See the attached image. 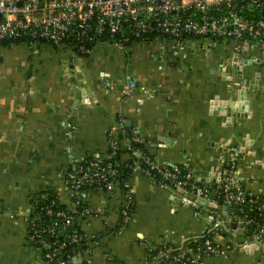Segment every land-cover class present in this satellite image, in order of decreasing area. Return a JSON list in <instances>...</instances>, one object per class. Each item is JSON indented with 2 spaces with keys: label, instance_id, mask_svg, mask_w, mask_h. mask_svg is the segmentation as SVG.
<instances>
[{
  "label": "crops",
  "instance_id": "1",
  "mask_svg": "<svg viewBox=\"0 0 264 264\" xmlns=\"http://www.w3.org/2000/svg\"><path fill=\"white\" fill-rule=\"evenodd\" d=\"M236 45L217 42L206 51L197 39L181 46L101 39L83 56L64 45L0 41V208L13 215H0V264H43L29 241L32 198L52 191L75 208L65 180L69 160L106 154L115 125L134 130L157 166L179 165L203 178L239 150V181L264 197V73L239 113L218 110L264 67V49ZM252 59L261 63L243 65ZM128 149L121 141V167L131 160ZM127 181V191L83 195L89 214L79 226L90 242L74 264H151L164 243L181 249L213 227L212 207L196 210L140 171ZM127 195L134 209L121 225ZM214 237L230 250L200 264H264L262 249L241 248L245 231L236 241Z\"/></svg>",
  "mask_w": 264,
  "mask_h": 264
},
{
  "label": "built area",
  "instance_id": "2",
  "mask_svg": "<svg viewBox=\"0 0 264 264\" xmlns=\"http://www.w3.org/2000/svg\"><path fill=\"white\" fill-rule=\"evenodd\" d=\"M101 39L121 45L169 41L177 46L197 39L206 51L217 42L237 44L244 51L263 50L264 0H0V41L64 45L74 54L87 56ZM109 137L106 154L69 160L65 180L75 208L58 210L55 202L31 205L29 241L42 251L43 264H74L87 253L90 240L79 220L89 211L82 206V197L87 192L111 193L120 187L113 160L123 140L129 142L132 172L140 171L165 190H176L182 202L189 200L196 210L214 209L215 223L201 238L205 243L196 254L189 256L191 250L184 251V245L178 249L164 243L155 255L152 251L149 263L200 264L205 257L225 255L230 246L216 240L218 232L236 241L238 233L245 231L243 249L264 245V197L246 191L239 181V150L230 149L231 158L221 160L214 173L203 178L179 165L157 166L135 146H143V139L136 134L129 138L123 125L112 127ZM129 187L126 181L121 188L127 191ZM132 211V198L127 195L121 210L124 224ZM0 215L13 217L1 208Z\"/></svg>",
  "mask_w": 264,
  "mask_h": 264
},
{
  "label": "trees",
  "instance_id": "3",
  "mask_svg": "<svg viewBox=\"0 0 264 264\" xmlns=\"http://www.w3.org/2000/svg\"><path fill=\"white\" fill-rule=\"evenodd\" d=\"M22 41L30 43V41H27V40L12 41V42H22ZM111 41H114V40H111ZM2 42H7V41H2ZM8 42H11V41H8ZM126 132H127V136L129 138L134 136V130H132L131 128H126ZM135 146H137L141 150V152L143 153L144 156L148 155L147 153H145L143 151V146H140V145H135ZM120 155H121V150L119 148V150L117 151V155H116V157L114 158L113 161L116 163L117 168H118L117 179H118L119 186L122 187L123 183L128 180V178L130 177V175L133 172H132V169H131L132 161H130V160L127 162V164L125 166H123V167L120 166V164H119ZM93 158H94V156L90 155V156L86 157V160H91ZM44 202L45 203H49V204H51L52 202H55V208H57L58 210L59 209L67 210L66 206L64 204L60 203V200H59L58 196L52 191H48L47 193H43V194L34 196L32 198V200H31V204L44 203ZM133 209H134V206H133ZM122 224H123V219H121V225ZM120 228L121 227L119 225V229ZM204 243H205V239L191 240V241H188L184 245V249L183 250L184 251L185 250H191V253H189V256H192L193 254L197 253L199 248H201ZM156 252H157V250L153 253V255H155ZM150 261H152V258H150ZM160 264H164V261H160Z\"/></svg>",
  "mask_w": 264,
  "mask_h": 264
},
{
  "label": "water",
  "instance_id": "4",
  "mask_svg": "<svg viewBox=\"0 0 264 264\" xmlns=\"http://www.w3.org/2000/svg\"><path fill=\"white\" fill-rule=\"evenodd\" d=\"M255 61L258 64L261 63V60H256V59L255 60L252 59V60H250V62L249 61H246V62H244V63L242 62V63H243V65H252L253 63H255ZM233 63L238 64V57H236L234 59ZM262 73H264V67L262 68V72L261 73H258V74L255 75V79H253L252 81H250L248 85L246 84V85H244V86H242L240 88V90L238 92L237 100L232 101L231 103H228V105H226L223 102L221 104V106L218 107V110L220 112H226L225 115H227V111H226L227 109L226 108L230 107V108H232V112L234 114L239 113L240 112V107H242L243 105H246L245 104V99H246L249 91H253L258 86ZM216 105H218V104H215V103L213 104L212 103V107H215ZM224 215L226 216L227 214L224 213ZM258 247L259 248L251 247L249 249H251V250H253V249H262L264 251V245H259Z\"/></svg>",
  "mask_w": 264,
  "mask_h": 264
}]
</instances>
